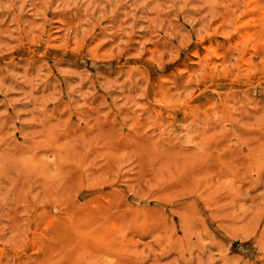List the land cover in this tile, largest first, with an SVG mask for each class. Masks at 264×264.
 <instances>
[{
	"label": "rangeland",
	"instance_id": "rangeland-1",
	"mask_svg": "<svg viewBox=\"0 0 264 264\" xmlns=\"http://www.w3.org/2000/svg\"><path fill=\"white\" fill-rule=\"evenodd\" d=\"M263 13L0 0V264H264Z\"/></svg>",
	"mask_w": 264,
	"mask_h": 264
},
{
	"label": "bare ground",
	"instance_id": "bare-ground-1",
	"mask_svg": "<svg viewBox=\"0 0 264 264\" xmlns=\"http://www.w3.org/2000/svg\"><path fill=\"white\" fill-rule=\"evenodd\" d=\"M263 14H264V13H263ZM48 36H49V35H48ZM49 41H50V40H49ZM214 50H215V49H214ZM211 61H212V60H211ZM210 63H211V62H210ZM210 63H209V64H210ZM199 64H200V63H199ZM206 65H207V64H206ZM203 66H204V65H203ZM199 70H200V69H199ZM203 72H204V71H203ZM201 75H202V74H201Z\"/></svg>",
	"mask_w": 264,
	"mask_h": 264
}]
</instances>
